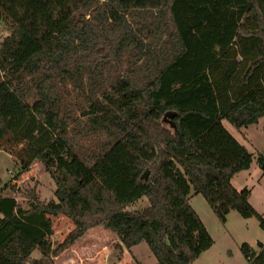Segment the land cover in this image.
Wrapping results in <instances>:
<instances>
[{
    "label": "trees",
    "instance_id": "16d2710c",
    "mask_svg": "<svg viewBox=\"0 0 264 264\" xmlns=\"http://www.w3.org/2000/svg\"><path fill=\"white\" fill-rule=\"evenodd\" d=\"M0 21V150L18 163L0 179V264H55L98 225L193 264L211 241L191 190L223 222L259 216L231 183L251 154L222 120L264 116V0H0ZM36 160L48 200L17 184ZM59 214L74 227L54 243ZM258 245L241 251L262 264Z\"/></svg>",
    "mask_w": 264,
    "mask_h": 264
},
{
    "label": "rangeland",
    "instance_id": "374dc122",
    "mask_svg": "<svg viewBox=\"0 0 264 264\" xmlns=\"http://www.w3.org/2000/svg\"><path fill=\"white\" fill-rule=\"evenodd\" d=\"M8 34V27L0 21V40ZM32 99H28L31 104ZM224 127L241 143L251 154V164L248 169L242 170L231 178L232 185L241 190H249L248 202L258 213L257 216L244 218L236 210H230L225 221L219 220L200 193L191 190L189 204L198 214L201 223L209 237L210 245L202 250L193 264H257L245 258L241 245L247 243L255 252H260L258 242L264 244V116L256 123L237 129L223 119ZM18 170L12 156L0 150V179L6 183L12 179ZM17 184L24 186L36 185L40 199L48 200L53 196L55 189L53 180L45 171L43 164L36 160L29 170L20 175ZM17 200L24 204V198L17 196ZM147 204L145 198L132 206L140 209ZM53 225L51 241L62 242L69 231L74 227L73 222L65 215L50 216ZM39 251L33 250L31 256L39 257ZM154 255L148 246L142 242L130 249L120 246L116 234L102 225L94 226L70 247L64 249L54 257L55 264H154ZM264 264V260L262 261Z\"/></svg>",
    "mask_w": 264,
    "mask_h": 264
},
{
    "label": "built area",
    "instance_id": "2783aa9c",
    "mask_svg": "<svg viewBox=\"0 0 264 264\" xmlns=\"http://www.w3.org/2000/svg\"><path fill=\"white\" fill-rule=\"evenodd\" d=\"M253 259H254V258H253V257H251V258H249V261H250V262H252V261H253Z\"/></svg>",
    "mask_w": 264,
    "mask_h": 264
},
{
    "label": "water",
    "instance_id": "95a60500",
    "mask_svg": "<svg viewBox=\"0 0 264 264\" xmlns=\"http://www.w3.org/2000/svg\"><path fill=\"white\" fill-rule=\"evenodd\" d=\"M146 173H147V170H145L144 175H146Z\"/></svg>",
    "mask_w": 264,
    "mask_h": 264
},
{
    "label": "crops",
    "instance_id": "0c3cea01",
    "mask_svg": "<svg viewBox=\"0 0 264 264\" xmlns=\"http://www.w3.org/2000/svg\"><path fill=\"white\" fill-rule=\"evenodd\" d=\"M237 189V188H236Z\"/></svg>",
    "mask_w": 264,
    "mask_h": 264
}]
</instances>
